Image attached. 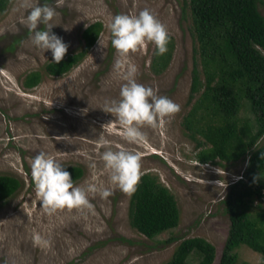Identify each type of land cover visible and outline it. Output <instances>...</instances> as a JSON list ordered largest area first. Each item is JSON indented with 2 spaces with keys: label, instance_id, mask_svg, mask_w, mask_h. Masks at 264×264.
<instances>
[{
  "label": "rangeland",
  "instance_id": "rangeland-1",
  "mask_svg": "<svg viewBox=\"0 0 264 264\" xmlns=\"http://www.w3.org/2000/svg\"><path fill=\"white\" fill-rule=\"evenodd\" d=\"M29 2L32 0H8L0 12V174L21 180L20 188L0 203V264H163L183 238L193 236L216 246L217 262L230 223L222 200L230 183L240 178L247 160L216 157L200 161L197 155L202 146L197 140L202 137L190 138L182 123L197 96L189 100L196 45L189 3L47 0L56 12L50 21L52 31L68 45L65 55L82 49V31L88 24L102 23L98 39L83 59L69 72L54 76L44 70L52 60L50 50L44 52L32 44L23 22L27 15L23 5ZM258 6L264 15V0ZM145 8L168 29L172 47L168 43L167 65L160 72L153 69L156 46L152 42L146 41L128 57L137 66V82L157 89L180 109L159 120L156 127L141 125L145 139L130 143L122 136L119 121L103 109L119 98L124 83L113 69L118 53L111 45L108 24L116 14H137ZM33 70L40 72L41 79L35 86L25 87L23 79ZM246 113L242 109L241 115ZM102 137L114 150L121 146L139 153L141 174L150 172L168 187L180 210L176 227L147 238L130 225L131 194L110 183L99 158L104 151L98 144ZM40 151L53 155L64 167L81 166L83 174L74 185L86 187L95 182L111 188V194L107 198L99 192L89 194L91 209L65 207L45 212L30 169L32 158ZM93 162L95 168L89 166ZM258 181L264 183L263 170ZM36 234L47 244H34ZM171 237L174 239L168 240ZM238 255L237 264H264V255L247 245L240 246ZM198 261L193 252L187 264Z\"/></svg>",
  "mask_w": 264,
  "mask_h": 264
},
{
  "label": "trees",
  "instance_id": "trees-1",
  "mask_svg": "<svg viewBox=\"0 0 264 264\" xmlns=\"http://www.w3.org/2000/svg\"><path fill=\"white\" fill-rule=\"evenodd\" d=\"M184 1L189 3L196 41L189 100L197 96L182 123L190 131V138L202 137L197 140L202 146L197 155L200 161L216 157L247 161L222 200L230 223L217 262L216 246L193 236L183 238L163 264H187L193 252L199 256L197 264H237L241 245L264 255V183L258 181L259 172L264 171V15L259 0ZM7 2L0 0V12ZM101 30L100 21L88 24L82 31V49L65 55L58 64L49 61L45 72L54 76L69 72L96 42ZM169 49L155 55L152 66L156 72L166 67ZM40 79L39 71H30L23 85L33 87ZM242 109L247 112L244 116ZM65 168L73 181L83 174L79 165ZM20 186L18 177L0 174V203ZM253 205L257 206L255 210H251ZM128 213L130 225L147 238L176 227L180 221L175 196L150 172L141 174L136 191L131 193Z\"/></svg>",
  "mask_w": 264,
  "mask_h": 264
},
{
  "label": "clouds",
  "instance_id": "clouds-1",
  "mask_svg": "<svg viewBox=\"0 0 264 264\" xmlns=\"http://www.w3.org/2000/svg\"><path fill=\"white\" fill-rule=\"evenodd\" d=\"M27 9L24 19L31 42L39 49L50 50L52 61L58 64L64 57L68 45L63 38L52 31L50 23L55 9L47 0H40L23 5ZM43 25V27H40ZM108 28L111 33V45L118 53L113 69L124 81L120 85L119 98L112 99L103 108L114 115L122 128V136L130 143H139L145 139L141 125L156 127L159 120L168 117L180 109V105L157 89L137 82V66L128 54L152 42L156 46V55L167 52L170 35L167 27L149 9L140 10L137 14L119 13L112 17ZM260 50L259 45H256ZM104 151L99 153L104 168L108 170L110 183L125 193H133L139 183L140 155L124 147L114 150L111 142L105 138L98 141ZM95 168V162L89 165ZM31 178L40 207L47 213L62 208L93 207L89 194L99 192L102 198L111 194V188L100 187L97 183H88L86 187L74 185L69 171L53 155L38 152L30 163ZM95 179V178H94ZM255 180V177H254ZM36 245L47 244L39 234L33 236Z\"/></svg>",
  "mask_w": 264,
  "mask_h": 264
}]
</instances>
